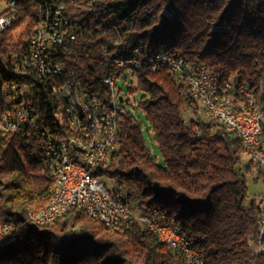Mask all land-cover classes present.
Segmentation results:
<instances>
[{"label":"trees","instance_id":"obj_1","mask_svg":"<svg viewBox=\"0 0 264 264\" xmlns=\"http://www.w3.org/2000/svg\"><path fill=\"white\" fill-rule=\"evenodd\" d=\"M17 17L0 31V85L19 82L38 107V121L20 132L0 129V227L22 222L49 199L44 139L62 132L52 86L67 79L105 89L104 78L141 42L155 50L206 63L221 82L259 88L264 78V0H15ZM62 6L67 38L52 48L63 71L41 78L15 70L43 12ZM169 12V13H168ZM18 30H21L18 33ZM70 33L74 37H70ZM141 91L138 106L158 144L162 162L149 150L132 115L119 126L111 161L96 174L114 180L125 202L142 214L158 208L187 234L201 233L203 264H264L249 245L260 224L259 201L246 203L245 174L264 168L243 162L233 131L205 119L200 103L184 99L183 80L166 66H133ZM264 107V97L259 99ZM0 93V110L6 107ZM186 109H192L187 119ZM0 264H192L137 218L109 227L84 209L71 207L47 224L28 223L0 245Z\"/></svg>","mask_w":264,"mask_h":264},{"label":"built area","instance_id":"obj_2","mask_svg":"<svg viewBox=\"0 0 264 264\" xmlns=\"http://www.w3.org/2000/svg\"><path fill=\"white\" fill-rule=\"evenodd\" d=\"M15 4L13 0H7V7L0 14V31L14 23L18 14ZM57 18L56 11L44 12V34L38 38L34 54H26L25 51L23 58H27V67L25 72H19L20 74L26 75L33 71L39 77L46 78L63 71L60 62L52 55V48L64 41V34L68 33V29L67 25H64L59 31H52V24ZM73 37L74 34H71V38ZM163 59H171L173 74L182 78L183 98L197 100L208 118L239 136L247 161L264 168V107L259 101L261 97L257 88L245 84L236 86L233 81L221 82L218 74L206 63L189 61L182 55L166 50H162V56H154V53L145 50L144 43H139L131 50V56L126 62L117 63L120 66L128 64V67L122 70L120 75L104 78L106 87L102 89V93H93L91 87L82 83L84 98H90L92 108H100L102 126L110 127V142L99 144V134L97 141H90L86 122L74 118L73 127L81 128L83 142H74V152H69V162L61 174L62 178H66V186L62 187L60 194L55 197V211L49 215L58 217L61 208L65 206H83L102 219H112L118 223L135 217L165 241L176 257L192 264H200L197 262V236L202 235L201 233L183 232L180 225L160 209H149L142 214L136 213L131 205L124 201L125 193L115 187L114 180L95 173L99 167H104L111 161L119 139L120 123L131 114L127 108L131 99L120 96L117 79L124 72L133 74V66L143 65L147 69L157 70L163 66ZM15 70L18 71V62H15ZM8 87L7 83L0 85V93L7 104L0 110V129L4 134L23 130V128L13 129L9 121V105L5 96V89ZM52 90L63 99L56 107V116L59 117V111L70 112L66 105L67 95L61 90L60 82L54 83ZM25 91H27L26 86L18 83V97L23 101L21 117L24 120V127L34 125L38 121V107L34 102H26ZM65 140L67 135L64 134ZM44 144H47V149L55 161L57 145L52 134L46 136ZM95 145H102L101 154H93ZM258 201L261 212L260 224L257 233L252 237V242H256L257 254L264 255V192L259 196ZM17 229L19 223L14 221L4 223L0 231V243L8 239Z\"/></svg>","mask_w":264,"mask_h":264},{"label":"bare ground","instance_id":"obj_3","mask_svg":"<svg viewBox=\"0 0 264 264\" xmlns=\"http://www.w3.org/2000/svg\"><path fill=\"white\" fill-rule=\"evenodd\" d=\"M15 3V0H13ZM58 18L52 24V31H59L64 25L69 23L68 18L64 14L63 7L58 5L53 8L52 11L47 10V13H54ZM44 13V12H43ZM169 13V12H168ZM44 34V15L41 16V19L38 21L35 27V32L31 37L28 48L26 49V54L35 53V45L38 42V38H41ZM70 33V37H71ZM67 38V34H64V40ZM144 43L145 50L148 53H154V56H162V50H155L150 48L147 43ZM163 66H166L173 73V63L171 59H163ZM27 67V58H22L18 62V72H25ZM60 67H63L60 63ZM62 72H57V75ZM19 82H7L9 87L5 89V96L7 98V103L9 105V121L13 129L24 128V120L21 117V110L23 108L22 98L18 97L17 84ZM61 90L67 95L66 105L69 107L70 112L68 111H59L58 121L62 126V132L53 133L52 136L57 145L56 160L51 156L50 151L47 149V144H44L45 154H46V170L48 175L52 178V184L49 188V199L48 201L36 211H30L26 216L24 222L19 223V228L24 224L33 223V224H47L54 221L56 218L60 217L67 209L74 206H65L61 208V213L56 215L53 214L55 211L54 199L60 194L62 187L66 186V178H62L61 174L64 172L68 162H69V152H74V142H83V135L81 134L80 127H73L74 118H79L80 122H86L88 127V132L90 133V141H97L99 134V144H108L110 142V127L102 126V114H100V108H92L90 98H84V88L83 84L79 81H74L72 79H67L60 82ZM93 93H102V89L92 88ZM257 92L261 98L264 97V78L260 82ZM26 102H33L28 98V92L25 91ZM64 134L67 135V140L64 141ZM102 145L93 146V154H101ZM244 153V149H243ZM84 209L92 217L97 220L102 221L109 227H116L119 223L116 220L112 219H102L100 216L95 214L90 209H87L83 206H76ZM158 209V208H152ZM48 216V217H47ZM172 219V218H170ZM173 220V219H172ZM0 227V231L2 227ZM203 235L197 236V243L199 239H202ZM8 239L3 240L0 245H3L7 242ZM249 245L257 254L256 242H252V237L249 239ZM204 256L198 248L197 262L200 264L204 263Z\"/></svg>","mask_w":264,"mask_h":264},{"label":"rangeland","instance_id":"obj_4","mask_svg":"<svg viewBox=\"0 0 264 264\" xmlns=\"http://www.w3.org/2000/svg\"><path fill=\"white\" fill-rule=\"evenodd\" d=\"M7 7V0H0V14H2ZM21 30H18L20 33ZM137 84V77L131 73L124 72L118 79H117V87L120 91V96L126 98H130L131 102L127 104V108L130 113L141 123L146 139V144L151 151L152 155H154L159 162H162V155L160 153L158 144L156 143L152 132H149L148 129V121L146 119L145 113L143 110L138 106V102L143 96L141 91L133 90ZM185 115L187 119L192 116V109H186ZM203 117L208 119L204 112H202ZM243 162L248 160L245 154L242 155ZM256 168L247 172L245 174L246 178V185L248 190V195L246 198V203H249L253 199L256 201L259 200V196L264 192V181L262 179L256 180L255 173Z\"/></svg>","mask_w":264,"mask_h":264}]
</instances>
